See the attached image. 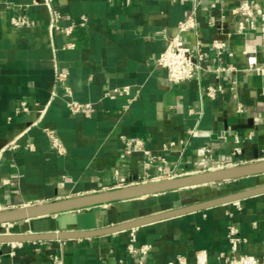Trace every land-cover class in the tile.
Wrapping results in <instances>:
<instances>
[{
  "label": "crops",
  "instance_id": "crops-1",
  "mask_svg": "<svg viewBox=\"0 0 264 264\" xmlns=\"http://www.w3.org/2000/svg\"><path fill=\"white\" fill-rule=\"evenodd\" d=\"M238 1L52 0L61 15L59 25L73 26L66 36L50 33L42 0H0V149L18 145L0 153V211L263 158L264 77L217 68L231 64L241 70L250 57L264 65V25L244 39L232 37L222 56L205 46L216 36L220 16L228 17ZM250 1L264 12V0ZM193 8L195 29L181 39L192 52L202 45L203 69L195 79L171 84L156 61ZM22 15L33 20L32 27L11 24L12 17ZM69 43L75 46L65 48ZM57 71L66 79L56 81ZM124 87L128 95L114 92ZM208 87L222 90L210 99ZM69 101L90 107L73 115ZM22 103L28 112L20 109ZM46 128L55 131L65 153L52 149ZM136 139L148 154L126 152V142ZM258 178L264 181L255 176L175 191L171 201L167 193L145 198L155 200L154 212L146 211L145 204L134 207V201L103 206L98 225L249 189L259 185ZM202 188L225 191L184 203L183 193ZM115 214L120 216L112 218ZM73 215L12 223L9 233L73 230ZM230 225L244 239L238 254L264 256V194L138 227L135 244L150 246L145 264H167L178 254L193 262L198 251H206L207 264H225L219 255H230ZM128 238L129 230L48 240L38 252L34 241L21 242L11 256L6 243H0V264H50L54 253L66 264H138L126 252Z\"/></svg>",
  "mask_w": 264,
  "mask_h": 264
},
{
  "label": "built area",
  "instance_id": "built-area-1",
  "mask_svg": "<svg viewBox=\"0 0 264 264\" xmlns=\"http://www.w3.org/2000/svg\"><path fill=\"white\" fill-rule=\"evenodd\" d=\"M191 1L193 5H197L199 0H184ZM37 4V3H34ZM44 6L49 13V31L60 32L63 35L69 36L73 32V26L62 27L59 25L61 19L60 13L53 7L52 0H42L40 3ZM195 7V6H194ZM85 21V19H83ZM11 24L19 29L32 27L34 22L26 15L15 16L10 20ZM260 25H264V12H258L256 5L250 0H239L235 5H233L229 10V16L226 17L221 15L217 26L216 36L209 42L205 43V46L209 48L211 52L216 56H222L227 51L228 44L232 37L246 38L253 32H256ZM196 19L194 17V8L192 14H190L185 20L179 23L178 33L167 40V44L163 51L159 54L157 58V66L163 69L166 73L167 79L171 84H180L186 81H190L199 76L201 70L203 69L204 54L202 51V45H198L195 52H192L190 47L181 39V35L187 32H191L195 29ZM75 45L69 43L65 48H73ZM218 72H230L236 73L238 71H243L254 76L264 77V65L258 64L254 57L247 59L246 67L244 69L238 70L233 65L229 64L226 66H221L217 68ZM67 74L63 72H56V81H62L66 79ZM220 87H208L206 91V97L213 99L218 91H221ZM66 91L69 93V89ZM115 93L121 95H128L129 88L124 87L122 89H115ZM55 93H52L54 96ZM82 107L89 108V104H80L74 101H69L67 103V108L69 112L73 115L78 114ZM20 109L23 112H28V108L25 103L21 104ZM238 111H242V105L237 106ZM45 109L40 111L39 119L43 116ZM34 122L33 125H36ZM44 135L47 137L50 145L54 151L58 154L65 153V148L56 135L55 131L51 129H43ZM123 138V137H122ZM18 145L16 143H11L5 148H16ZM30 149L33 148L32 145L28 144ZM3 149H0V153ZM126 152H141L142 154H148L145 150L143 142L139 139L134 141L126 142ZM124 179H121L123 182ZM12 223L2 224L1 229L2 234L10 235L9 229ZM136 228L129 230V238L126 245V252L130 255L136 256L138 264H145V258L150 250L149 245H139L136 243ZM227 239L230 245V255H225L221 253L219 258L225 264H264V256L255 257L252 255L238 254L239 246L244 242V239L240 237L238 228L234 225H230L227 229ZM3 244V243H1ZM0 244V246H1ZM38 247L35 251H40V247L45 245L44 241H34ZM10 251L7 253L9 256L13 255V250L21 245V242L6 243ZM264 245V237H263ZM1 261V260H0ZM50 264H66L59 253H54L50 255ZM167 264H207V253L206 251H198L194 255V261L189 262L187 257L183 254H178L173 260L169 261Z\"/></svg>",
  "mask_w": 264,
  "mask_h": 264
},
{
  "label": "water",
  "instance_id": "water-1",
  "mask_svg": "<svg viewBox=\"0 0 264 264\" xmlns=\"http://www.w3.org/2000/svg\"><path fill=\"white\" fill-rule=\"evenodd\" d=\"M255 176H263L264 178V157H256L255 161L241 165L201 171L158 181L142 182L109 191L80 195L63 200H55L28 207L0 211V226L2 224L16 223L57 214L73 213L72 221L75 227L73 230L54 232L10 235L0 233V243L90 238L127 231L187 213L204 210L257 195H263L264 184L186 206L141 216L107 227H99L98 225L97 214L101 211V208L115 203L137 201L169 192Z\"/></svg>",
  "mask_w": 264,
  "mask_h": 264
},
{
  "label": "rangeland",
  "instance_id": "rangeland-1",
  "mask_svg": "<svg viewBox=\"0 0 264 264\" xmlns=\"http://www.w3.org/2000/svg\"><path fill=\"white\" fill-rule=\"evenodd\" d=\"M258 181H259V185H261V184H264V181H263V179H261V178H258ZM225 191V189L224 188H222V189H209V188H202V189H196V190H194V191H187V192H185V193H183L182 194V196H184V203L186 202V203H191V202H194V201H196V200H201V199H205V198H208V197H212V196H215V195H217L218 193H220V192H224ZM150 199H152V198H150ZM131 203H133L134 205V207H137V206H143V204H145V205H148L147 206V209H145L146 211H148V212H154L155 211V208L157 209L158 207L157 206H155V200H147V199H145V200H139V201H135V202H131ZM132 205V204H131ZM151 209H154V210H151ZM3 232V230L2 229H0V233H2Z\"/></svg>",
  "mask_w": 264,
  "mask_h": 264
},
{
  "label": "trees",
  "instance_id": "trees-1",
  "mask_svg": "<svg viewBox=\"0 0 264 264\" xmlns=\"http://www.w3.org/2000/svg\"><path fill=\"white\" fill-rule=\"evenodd\" d=\"M167 197H170V198H168L169 199V201H171V200H175L176 199V197H177V193H167V195H166ZM135 202V201H134ZM120 215H118V214H115V215H111V217L112 218H116V217H119Z\"/></svg>",
  "mask_w": 264,
  "mask_h": 264
}]
</instances>
